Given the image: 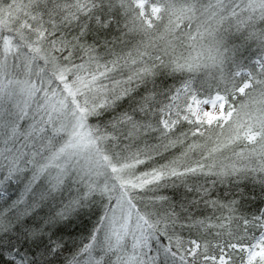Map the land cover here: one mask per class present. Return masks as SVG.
I'll list each match as a JSON object with an SVG mask.
<instances>
[{
    "label": "snow or ice",
    "instance_id": "6c2138e0",
    "mask_svg": "<svg viewBox=\"0 0 264 264\" xmlns=\"http://www.w3.org/2000/svg\"><path fill=\"white\" fill-rule=\"evenodd\" d=\"M0 264H264V0H0Z\"/></svg>",
    "mask_w": 264,
    "mask_h": 264
}]
</instances>
